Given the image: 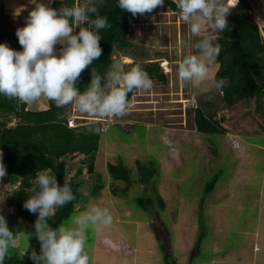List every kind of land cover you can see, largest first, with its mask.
<instances>
[{
    "label": "rangeland",
    "instance_id": "374dc122",
    "mask_svg": "<svg viewBox=\"0 0 264 264\" xmlns=\"http://www.w3.org/2000/svg\"><path fill=\"white\" fill-rule=\"evenodd\" d=\"M246 3L254 22L264 28V0ZM240 7L237 4L227 16L229 24ZM179 13L163 4L151 17L131 23L127 47H115L111 56L112 64L122 63L125 70L134 61L158 62L166 83L154 79L150 90L134 91L123 117L91 116L74 105L64 106L66 116L77 115L76 123L100 122L104 129L91 154L92 174L85 164L76 169L79 162L68 163L71 175L85 172L75 176L84 186L74 211L60 224L70 225L92 204L110 209L113 225L89 232L91 264H264V116L256 112L255 99L227 106L214 86L200 92L181 84L178 63L203 33H190ZM4 15L0 29L17 27ZM217 65L211 67L210 77ZM196 107L226 133L194 130ZM120 162L129 170L128 182L108 171L109 163ZM146 166L155 174L143 184L138 168ZM140 198L151 199L153 207L142 208ZM0 214L7 216L5 211ZM6 221L17 240L9 252L29 259L27 252L23 255L29 243L27 251L39 254L34 222Z\"/></svg>",
    "mask_w": 264,
    "mask_h": 264
},
{
    "label": "clouds",
    "instance_id": "9594fccd",
    "mask_svg": "<svg viewBox=\"0 0 264 264\" xmlns=\"http://www.w3.org/2000/svg\"><path fill=\"white\" fill-rule=\"evenodd\" d=\"M30 2L34 8L25 26L16 30L23 50L16 51L6 43H0V94L25 104L45 97L57 107L71 104L80 113L118 118L131 108L130 93L153 87V80L138 62L128 70L122 63H113L103 75L92 67L103 52L101 30L111 27L107 17L100 14L107 0H85L84 3L75 0L72 6L59 9L50 6L53 0H49L47 5L39 0ZM163 3L164 0H118V7L133 16H143L163 6ZM238 3L239 0H176L180 19L190 33L195 36L203 33L192 46V51L178 63L177 77L182 85L200 88L210 82L216 88L224 86L223 79L216 80L209 73L221 52V45L217 43L219 33L230 31L227 16ZM57 44L61 45L58 53L55 49ZM88 68H91V79L81 92L77 83ZM8 117L7 126L18 124L15 115ZM61 117L65 118L68 126L71 116L65 115V109ZM80 127L83 125L69 128ZM90 131L100 134L102 129L95 127ZM73 156L72 160L68 158V163L79 162L78 169L83 156L70 155ZM6 173L1 149L0 179ZM77 173L82 175L79 170ZM78 175L69 173V178L73 181ZM69 178L65 177L63 186H60L54 171L46 168L37 171L32 186L26 190L28 198L23 207L37 216L33 227L40 252L37 254L35 249L28 252V243L23 255L27 252L33 264H91L87 250L89 232H99L113 225L110 209L92 204L70 225L50 226L48 220L55 210L75 199ZM4 198L0 197V201ZM31 235L29 233L28 238ZM16 244V235L7 226L5 216L0 215V264L9 258V249Z\"/></svg>",
    "mask_w": 264,
    "mask_h": 264
},
{
    "label": "trees",
    "instance_id": "16d2710c",
    "mask_svg": "<svg viewBox=\"0 0 264 264\" xmlns=\"http://www.w3.org/2000/svg\"><path fill=\"white\" fill-rule=\"evenodd\" d=\"M74 3L75 0H55L52 7L58 9L61 6H72ZM163 4L175 11L179 9L172 0H164ZM238 5L241 7L233 15V21L229 24L230 31L225 30L219 33L220 38L217 43L221 45V52L217 57L219 66L214 79L225 81L224 86L218 89L222 91V100L227 106L255 99L256 112L264 114V28L254 22L246 0H239ZM156 9L143 16L139 14L133 16L130 12L118 7V0H107L105 6L100 9V14L107 17L111 27L101 30L100 45L103 52L99 59L94 61L92 67L101 75L105 74L112 65L111 56L115 47L118 49L127 47L126 38L131 23L151 17ZM4 12V6L0 4V15ZM0 43H6L16 51L23 50L16 34L12 31L0 29ZM137 62L141 63L152 80L167 82L158 62L143 64L134 61L129 67ZM90 79L91 68H88L83 71L77 83L81 92L88 86ZM132 94H129V99ZM48 104L49 108L45 110H26L27 104L8 99L0 94V148L3 152V162L8 178L19 181L18 188L8 195L7 203L15 207L16 217L21 221L35 222L37 218L36 214L30 213L23 207L28 198L26 190L32 186L37 171L51 168L58 184L63 186L65 177L69 178L68 158L74 159V156L70 157V155L76 153L83 156L82 164L87 166V173L92 174L94 157L91 154L97 151L102 132L94 134L90 128L98 127L104 130L100 122L80 128H69L65 118L61 117L64 114V108L57 107L49 99ZM9 115H15L19 120L18 124L7 126ZM4 116L7 120L2 121ZM193 122L196 131L226 133L221 124L213 122L199 107L194 110ZM151 167L138 168L142 171L143 184L149 183L150 178L155 174V169ZM107 168L113 178L124 182L129 181V170L121 162L109 163ZM70 181L76 198L84 185L77 180ZM156 195L162 207L163 200L158 192ZM74 201L75 199L55 210L54 215L48 220L50 226L58 228L61 222L70 216L75 208ZM151 201L149 198L138 199L144 209L153 207ZM4 264H33V261L9 252V258L5 259Z\"/></svg>",
    "mask_w": 264,
    "mask_h": 264
},
{
    "label": "crops",
    "instance_id": "0c3cea01",
    "mask_svg": "<svg viewBox=\"0 0 264 264\" xmlns=\"http://www.w3.org/2000/svg\"><path fill=\"white\" fill-rule=\"evenodd\" d=\"M53 1H55V0H53ZM172 1L175 3L174 0H172ZM39 2L47 5L49 3V0H39ZM52 3L50 5L51 7H52ZM0 4H3V6L5 8V12L2 15L7 14L4 16L6 17L9 15L10 16L9 18H13L16 22L17 27H14L11 30L14 34H16V30L18 28H22L25 26V24L27 22V18L29 16V13L34 8V4H32L30 2V0H0ZM6 7H7L8 12L6 10ZM12 10H14V14L10 15V11H12ZM169 10L171 12H177L179 9L177 11H175V10L169 8ZM60 48H61V45H59V44H57L55 46L57 53L59 52ZM216 71H215V73H216ZM215 73H214V75H215ZM214 75H213V78H214ZM212 87L213 86L208 83V85L206 87L205 86L200 87L201 88L200 92L207 91L208 89H211ZM190 100L195 101L194 96H191ZM33 105H35V107H36V109H32L34 111L45 110V109L49 108L48 99L45 97H41L39 100H37L31 104H27L28 109L31 110L30 108H33ZM151 111H153V110H151ZM259 115L264 116V114H259ZM194 130H196V127H194ZM81 173H82V176H84L85 172L83 171ZM5 177L3 179H0V197H5L3 201H0V211H2V212L5 211L7 213L6 214L7 216L5 217L6 219H12V221L18 222V221H20V219L16 217V209H15V207L10 206L7 203V197L14 189L18 188L19 181L11 180V178H7V176H5ZM77 196H78V194L76 195V198L74 201L75 207L78 204Z\"/></svg>",
    "mask_w": 264,
    "mask_h": 264
},
{
    "label": "built area",
    "instance_id": "2783aa9c",
    "mask_svg": "<svg viewBox=\"0 0 264 264\" xmlns=\"http://www.w3.org/2000/svg\"><path fill=\"white\" fill-rule=\"evenodd\" d=\"M76 2H77V0H76ZM78 2H80V3H84L85 2V0H78ZM220 93L222 94V91H220ZM77 117V115L76 114H73V115H71V117L68 119V126L69 127H78V126H82V125H84V123H76V118ZM0 151H1V149H0Z\"/></svg>",
    "mask_w": 264,
    "mask_h": 264
},
{
    "label": "bare ground",
    "instance_id": "6f19581e",
    "mask_svg": "<svg viewBox=\"0 0 264 264\" xmlns=\"http://www.w3.org/2000/svg\"><path fill=\"white\" fill-rule=\"evenodd\" d=\"M125 61H128V60L126 59ZM165 61H167V60H165ZM166 64H167V63H163V65H166ZM165 70H166V72H169V71H170V69H166V68H165ZM181 101H183V98H182Z\"/></svg>",
    "mask_w": 264,
    "mask_h": 264
}]
</instances>
